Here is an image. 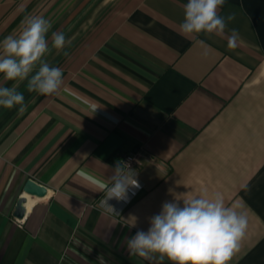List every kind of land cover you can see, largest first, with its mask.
Listing matches in <instances>:
<instances>
[{
	"label": "crops",
	"instance_id": "crops-1",
	"mask_svg": "<svg viewBox=\"0 0 264 264\" xmlns=\"http://www.w3.org/2000/svg\"><path fill=\"white\" fill-rule=\"evenodd\" d=\"M33 1L0 0V41L29 17L51 19L44 59L63 83L43 96L0 75L27 106H0V264H149L128 239L164 202L217 194L248 221L229 264H264V0H225L219 14L235 18L224 36L182 35L187 0H101L89 12L95 0H55L47 14ZM53 32L70 41L63 50ZM137 150L141 187L101 207L117 162ZM28 178L47 195L18 222Z\"/></svg>",
	"mask_w": 264,
	"mask_h": 264
},
{
	"label": "clouds",
	"instance_id": "clouds-1",
	"mask_svg": "<svg viewBox=\"0 0 264 264\" xmlns=\"http://www.w3.org/2000/svg\"><path fill=\"white\" fill-rule=\"evenodd\" d=\"M224 4L225 0H187L180 24L181 34L224 36L228 23L235 18L234 14L227 17L219 14ZM50 28L51 23L42 16L29 17L18 36L9 35L0 41V75L6 81L28 79V92L43 96L59 91L63 83L62 69L50 66L44 59L50 52L46 39ZM238 39L239 34L233 29L228 36V47H235ZM66 43L70 41L64 33H52V47L57 51L63 50ZM17 105L22 114L27 106L17 85L0 87V106L12 109ZM135 176L130 162H117L101 207L115 211L110 200L126 202L129 189L140 187ZM247 224L246 215L235 207L226 206L219 194L214 198L186 199L182 204L166 201L159 214L150 218L148 230L137 231L128 239L127 247L130 255L149 261V264L154 259L158 264H163L165 259L171 264H229L245 235Z\"/></svg>",
	"mask_w": 264,
	"mask_h": 264
},
{
	"label": "water",
	"instance_id": "water-1",
	"mask_svg": "<svg viewBox=\"0 0 264 264\" xmlns=\"http://www.w3.org/2000/svg\"><path fill=\"white\" fill-rule=\"evenodd\" d=\"M23 193L16 200L13 216L17 220H23L27 209L25 203L27 201L26 195L31 197L43 198L47 195V187L36 182L32 178H28L23 185Z\"/></svg>",
	"mask_w": 264,
	"mask_h": 264
},
{
	"label": "rangeland",
	"instance_id": "rangeland-1",
	"mask_svg": "<svg viewBox=\"0 0 264 264\" xmlns=\"http://www.w3.org/2000/svg\"><path fill=\"white\" fill-rule=\"evenodd\" d=\"M54 1L55 0H35L33 2H31V10L36 13V12H39V13H49L50 10L52 9L53 5H54ZM100 1L101 0H95L91 3L90 7H87L85 8L82 13L80 14V19H79V22H77V25H80L82 27H85L86 26V14L90 11V10H93V9H98V10H101L102 7H101V4H100ZM19 6H21V3H17ZM21 8V7H20ZM88 11L87 13L85 11ZM31 11V13H33ZM36 15V14H35ZM46 20H48L50 23L52 22L51 19L47 18ZM75 21H74V25H75Z\"/></svg>",
	"mask_w": 264,
	"mask_h": 264
},
{
	"label": "built area",
	"instance_id": "built-area-1",
	"mask_svg": "<svg viewBox=\"0 0 264 264\" xmlns=\"http://www.w3.org/2000/svg\"><path fill=\"white\" fill-rule=\"evenodd\" d=\"M142 157H143V153L137 150V151H130V152L124 153L120 159L121 164L130 162L131 169L136 173L135 178L138 180L140 187L142 183L139 181L137 177V174H138L137 166L140 163V159ZM17 221L19 222L21 220H17Z\"/></svg>",
	"mask_w": 264,
	"mask_h": 264
},
{
	"label": "bare ground",
	"instance_id": "bare-ground-1",
	"mask_svg": "<svg viewBox=\"0 0 264 264\" xmlns=\"http://www.w3.org/2000/svg\"><path fill=\"white\" fill-rule=\"evenodd\" d=\"M27 201L25 203V206H27V208H30V206L32 205L34 199L31 198V196L26 195Z\"/></svg>",
	"mask_w": 264,
	"mask_h": 264
}]
</instances>
